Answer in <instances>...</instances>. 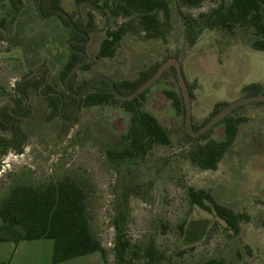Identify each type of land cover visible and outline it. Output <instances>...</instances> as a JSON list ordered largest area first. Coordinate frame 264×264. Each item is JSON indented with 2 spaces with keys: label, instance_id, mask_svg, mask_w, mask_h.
Here are the masks:
<instances>
[{
  "label": "rangeland",
  "instance_id": "rangeland-1",
  "mask_svg": "<svg viewBox=\"0 0 264 264\" xmlns=\"http://www.w3.org/2000/svg\"><path fill=\"white\" fill-rule=\"evenodd\" d=\"M116 1L112 0L110 9ZM167 1L170 16L165 19L159 13L160 35L150 38L136 15L113 16L110 9L101 13L86 6L77 8L74 0H63V11L84 27L89 14L94 15V29L85 44L91 68L77 73L75 85L100 75L116 83L134 81L151 66L174 58L181 63L191 95L193 126L200 128L216 105L246 97L242 89L247 85L264 86V52L253 49L251 26L207 28L213 13L231 0H209L198 8ZM120 27H126L128 33L115 57L98 60L107 31ZM187 30L195 33L194 44L188 40ZM71 37V29L59 17L40 16L36 0H21L16 6L0 0V107L14 106L16 83L32 72L30 78L34 77L41 67L49 69L47 84L64 91L60 75L70 59ZM166 90L182 96L178 80L171 76L148 89L141 103L169 134L171 144L157 146L144 159L126 162L114 161L109 154L125 146L122 137L131 115L122 107L82 106L68 124L74 114L50 119L46 94L31 90L27 99L31 114L21 123L27 135L24 150L21 154L11 150L2 158L0 203L17 185L42 189L69 177L85 191L90 229L107 252V264H117V221L133 246L153 244L165 256L162 264H197L214 258L227 264H264V104L235 111L234 117L244 119L235 141L216 171H202L187 159L194 145L183 142L185 115L167 98ZM0 136L11 137L12 133L0 126ZM211 137L223 140V126L215 127ZM189 188L209 191L219 204L247 216L240 233L234 234L192 206ZM189 221L187 240L195 245L191 251L179 230ZM11 247L14 245L0 244L4 264H12ZM183 250L187 253L180 256Z\"/></svg>",
  "mask_w": 264,
  "mask_h": 264
},
{
  "label": "trees",
  "instance_id": "trees-1",
  "mask_svg": "<svg viewBox=\"0 0 264 264\" xmlns=\"http://www.w3.org/2000/svg\"><path fill=\"white\" fill-rule=\"evenodd\" d=\"M8 1L14 6H16V3L21 4V0ZM62 1L42 0L41 8L44 16L48 17L59 10H63ZM103 1L105 2L104 4H102ZM176 1L184 7L198 8L209 0ZM220 1L225 2L226 0ZM36 2L38 3V0ZM74 2L77 8L86 6L103 13L105 9H110L109 4L112 3V0H74ZM112 7L113 9H110V13L113 16L122 15L130 17L136 15L141 30L150 38L159 37L160 35L161 21L159 13H163L165 19H168L170 16L167 0H117L113 3ZM213 16L214 20L207 26L209 29L222 27L230 30L236 25L253 27L255 38L252 47L256 51L264 52V0H231L227 7H221L213 13ZM58 17L64 26L71 29V39H82L77 32L73 31L69 22L63 16ZM71 18L80 32L89 33L94 29L92 27L94 22L93 14H89V22L86 27L74 20L73 16ZM127 33L128 29L126 27H120L115 31H107L96 58L98 60L114 58L120 42ZM194 35L193 31L187 30V38L191 44L195 42L196 38ZM73 48L85 52V47L73 46ZM82 61L83 57L80 54L70 52V59L60 75L64 84V91H56L49 84H46L44 90L40 93V89L48 78L49 69L44 70V67H41L38 74L34 77L30 78L34 73L32 72L22 82L16 83V87L13 88L16 96L14 106L7 105L0 107V126L3 130L12 133L11 137L0 136V166L2 158L9 151L12 150L17 154H21L24 150L27 135L23 132L21 123L31 114V108L26 101L29 98L31 90L36 91L39 95H48L47 102L50 109V119H67L71 114H74L78 101L75 97L68 94L65 81L69 72ZM163 63L151 66L141 72L134 81L114 82L116 89L122 95H131L142 84L148 81ZM90 68V64H85L79 71H88ZM77 73L70 81V89L75 94H79L88 83V81H83L80 85L76 86L75 79ZM171 76L177 79L176 71L173 67L167 70L156 84ZM147 91L132 101L123 102L118 100L112 94L109 85L102 81L96 84L83 99V107L92 108L102 105H118L131 115L130 126L122 137L123 144L125 145L124 148L121 151L109 152L110 158L114 161L126 162L144 159L157 146L164 147L171 144L169 134L158 120L152 114L142 109L141 102ZM242 91L246 96L264 94V86L261 84H251L245 86ZM164 94L173 102L175 108L185 115V105L182 96L170 90L164 91ZM62 99L64 103L62 115L60 116ZM226 105L227 103L216 105L211 118ZM235 111L215 126H223V140H216L211 137L215 127L197 138L185 132L183 142L187 145H194L187 153V159L193 166L202 171H216L218 169L227 150L237 137L239 126L244 122L243 118L233 116ZM203 126L200 128L193 127L195 130H199ZM188 197L192 206L213 216L223 223L226 229H229V231H232L236 235L240 233L241 223L244 220H248L247 216L238 214L232 209L219 204L209 191L189 188ZM190 226L191 221L179 227L182 242L188 247L189 251L193 250L195 246L187 240ZM115 228L114 253L117 258V264H162L165 260V256L153 244L145 247L133 246L123 234L118 221ZM40 240L53 241V264H61L94 253H99L102 256L104 264H107V252L98 239L94 237L90 229L85 191L69 177L57 182H51L42 189L17 185L10 189L8 196L0 203V244H19ZM186 253L187 251L183 250L180 256ZM197 264L227 263L223 259L214 258Z\"/></svg>",
  "mask_w": 264,
  "mask_h": 264
},
{
  "label": "water",
  "instance_id": "water-1",
  "mask_svg": "<svg viewBox=\"0 0 264 264\" xmlns=\"http://www.w3.org/2000/svg\"><path fill=\"white\" fill-rule=\"evenodd\" d=\"M41 4H42V0H38L37 3V10L38 13L40 14V16L44 19H51L55 16L61 15L63 16L70 24V26L72 27V29L76 30L75 24L73 22V20L71 19L70 15L67 14L65 11L63 10H59L53 14H51L50 16L46 17L44 16L43 12H42V8H41ZM80 35L87 37L85 34H82L80 32H77ZM75 42V41H71L69 43V47H71V44ZM83 56V61L79 64H77L67 75L66 77V81H65V87L68 91L69 95H72L73 97H75L78 101V105L76 108V111L74 113V115L72 116L71 120L68 121L67 123L70 124L72 123L75 118L77 117V115L79 114L81 108H82V104H83V99L86 97L87 94H89L91 92V90L95 87L96 84H98L99 82H106L109 87L110 90L112 92V94L120 101L123 102H129L134 100L135 98H137L138 96H140L142 93H144L145 91H147L148 89H150L152 86H154L162 77V75L169 70L170 68H174L176 71V77L178 80V85L180 87L181 93H182V97H183V101H184V105H185V127H186V133L194 138L200 137L202 135H204L205 133L209 132L210 130H212L217 124H219L221 121H223L225 118H227L228 116H230L235 110L244 107V106H248L250 104H257V103H264V94H259V95H255V96H246L243 97L239 100H236L232 103L227 104L224 108H222L216 115H214L201 129L199 130H195L193 127V119H192V105H191V95L188 89V85L184 79L183 76V72H182V67H181V63L174 59H168L167 61H165L160 68L156 71V73L148 80L146 81L144 84H142L135 92H133L131 95L125 96L122 95L115 87L114 82L109 79L106 76H96L94 78H92L90 81H88L87 85L85 86V88L79 93V94H75L73 91H71L70 89V81L72 79V77L79 71V69L86 64L87 62V55L85 53H81ZM48 79V78H47ZM46 84V83H45ZM63 103L64 100L62 99V104L60 107V116L62 115V109H63Z\"/></svg>",
  "mask_w": 264,
  "mask_h": 264
},
{
  "label": "crops",
  "instance_id": "crops-1",
  "mask_svg": "<svg viewBox=\"0 0 264 264\" xmlns=\"http://www.w3.org/2000/svg\"><path fill=\"white\" fill-rule=\"evenodd\" d=\"M12 244L14 250V258L12 264H53V248L54 243L51 240H40L34 242H22ZM4 258H0V264H4ZM61 264H104L102 256L97 253L76 258Z\"/></svg>",
  "mask_w": 264,
  "mask_h": 264
},
{
  "label": "flooded vegetation",
  "instance_id": "flooded-vegetation-1",
  "mask_svg": "<svg viewBox=\"0 0 264 264\" xmlns=\"http://www.w3.org/2000/svg\"><path fill=\"white\" fill-rule=\"evenodd\" d=\"M58 16H61V15H58ZM57 16V17H58ZM71 16H73V15H70V17ZM72 19V18H71ZM73 20V19H72ZM74 22V21H73ZM76 27V26H75ZM72 28V27H71ZM76 30L77 31H75L74 29H73V31H75V32H80L77 28H76ZM92 31H90L89 33H83V32H80V33H82V34H85L87 37H84V36H82V35H80L79 33H78V35H79V37L80 38H82V39H71L70 40V42L71 41H75V42H73L72 44H71V47H70V51H72V52H76V53H78V54H80L81 56H82V54L81 53H85V52H83V51H81V50H76V49H74L73 48V46H80V47H85V44L89 41V35H90V33H91ZM86 54V53H85ZM83 57V56H82ZM88 58V57H87ZM84 59V58H83ZM86 64H89L88 63V59H87V62H86ZM46 84H47V81H46ZM46 84H44V86L40 89V92L42 91V89L46 86ZM44 94H42V96H43ZM46 97H48V95H46ZM27 101V100H26ZM28 117H26L25 119H27ZM66 122H68V121H66Z\"/></svg>",
  "mask_w": 264,
  "mask_h": 264
},
{
  "label": "built area",
  "instance_id": "built-area-1",
  "mask_svg": "<svg viewBox=\"0 0 264 264\" xmlns=\"http://www.w3.org/2000/svg\"><path fill=\"white\" fill-rule=\"evenodd\" d=\"M3 171L2 170H0V174L2 173Z\"/></svg>",
  "mask_w": 264,
  "mask_h": 264
}]
</instances>
